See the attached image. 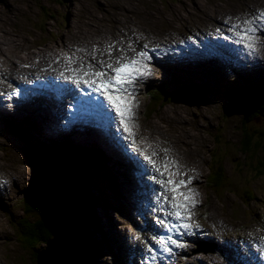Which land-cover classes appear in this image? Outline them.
Wrapping results in <instances>:
<instances>
[{
	"label": "rangeland",
	"instance_id": "rangeland-1",
	"mask_svg": "<svg viewBox=\"0 0 264 264\" xmlns=\"http://www.w3.org/2000/svg\"><path fill=\"white\" fill-rule=\"evenodd\" d=\"M238 5H241L240 9L243 8L240 12L237 11ZM254 5L264 7V0H0V48L3 47V53H0V75L4 70L14 71L13 67L18 69L15 66L19 57L20 59L28 57L30 65H27L26 69H21L26 72V75H32L31 73L45 67L60 68L49 63L62 60L67 67L71 65L67 70L72 77L77 75L78 78L85 79L89 75H85V71L81 74L83 70L76 71L74 62L65 54L60 55L62 50L74 48L80 51L78 59L87 61L88 73L103 70L107 72L109 68L104 62L114 67L117 61L141 59L137 54L146 52L147 59L143 62L147 65L149 75L137 77L131 87L134 94L132 103L135 109L133 108L134 116L130 127L137 141L132 137L129 142L135 143V148L142 156L149 155L151 161L155 162L154 165L146 160L149 167L152 166L150 167L152 169H149L153 173L150 170L147 172L157 180L161 177L156 169L160 167L163 170L162 165L165 160L175 161L179 165L178 170L186 174L181 177H192L189 187L197 194L195 196L197 204L192 209V223L197 219L205 226H211L216 230L217 238L224 236L225 233L239 234V232L248 231L235 240L246 246L249 244V238H257L262 232L261 229H264V174L258 176L253 167L252 175L251 165L242 157L243 154L240 153L237 144L242 133L239 114L233 108L225 111L227 106L225 107L224 104L227 101L224 86L235 84L233 81L235 79L231 78L235 72L227 66V53L221 51L223 56L221 55L220 59L222 57L223 59L219 68L212 69L213 63L216 62L213 54L218 49L214 43V50H209L207 48L209 44L196 30L206 27L219 13L237 14L239 18H242L247 15L244 12ZM260 38L264 40L263 37ZM256 45L259 56L253 58L252 64L257 73L253 74L252 78L242 73V76L252 82L260 81L257 77L264 67V44L256 41ZM123 48L130 51L123 53ZM10 59L15 60V66ZM171 60L173 63H168ZM6 82L9 81L2 80L3 85ZM192 82L195 83L191 84ZM160 86L164 87L161 94L156 92ZM150 92L153 93L151 99ZM17 112L24 113V111ZM29 117L21 118L26 119V123L16 118L12 124L4 128L0 121V173L8 184L6 194L0 198V264L33 262L30 252L16 244L14 220L23 214L21 197L29 190L32 175L38 174L47 180L45 196L51 194L53 190L49 178L54 177L55 171L45 161L52 156L50 155L52 147L57 146V143L53 141H60L64 137L72 140L73 145L93 144L89 141L91 137L86 138L84 134V140H79L80 135L59 134L60 130H56L57 126H51L47 118L45 122L49 129L43 130L37 124L35 116ZM116 120L120 125L118 116ZM245 125L257 134H261L257 132L259 130L264 134V117L249 120ZM26 126L34 133L31 142L30 132ZM117 129L115 128L119 133L120 130L124 132L122 126ZM125 134L128 135L126 132L121 135ZM100 135L103 134L100 133ZM254 138L264 141V135L261 138L254 135ZM51 139L53 141L50 143ZM92 139L97 138L92 137ZM116 139L120 140L119 146L125 140L122 136ZM122 147L127 149V144H123ZM73 149L77 150L74 146ZM100 149L108 152L107 171L114 168L115 174L112 171L111 175L106 174L107 171L99 173L98 176L104 178L102 181L106 185L103 192L94 188L95 185L89 188L96 198L94 214L98 223L91 230V236L98 244H100V237L105 236L104 241L106 237L111 241L116 232L113 231L115 228L122 231L126 227L125 216L118 209L119 202L110 197L108 186L112 179H115V187L125 195L130 181V178L120 170L123 168L118 169L116 166L123 163L116 158L121 154L113 147ZM252 150L253 147L250 145L249 151L252 152ZM214 161L216 164L221 163L225 174L236 182L234 187L225 188L219 192L220 194L214 190L206 178L210 167L211 171L214 169ZM63 163L61 172L68 176L80 175V167H77L80 163L74 164L68 160H64ZM130 164L133 169L139 170L135 167L136 161H131ZM170 170L177 171L175 167ZM163 178L167 179V176ZM242 181L250 182L248 186L250 192L253 193L254 189L255 198L246 200L243 195ZM71 208L74 209V214L71 209L69 211L70 225L67 226L70 230L75 217L76 224L77 218H80L82 213V209L77 208L78 212L75 216L74 199ZM51 209L54 210L55 217L61 220L62 214L58 213L53 205ZM48 210L50 211L49 207ZM107 212H109L108 215ZM42 214H44V207L41 205L34 215ZM53 214L50 218L59 222ZM73 231H77V228L71 232L65 231L66 233L54 232L52 239H62L59 242L65 244H69V241L64 239H76L77 244L75 241L70 243L73 249L78 245L79 253L80 249L83 251V244L79 243L80 239ZM228 236L227 246L218 249L217 254L212 252L218 264L219 261L228 264L226 252L235 242L230 234ZM223 239L226 240V237L224 236ZM47 247V243L40 244L38 250L45 252L51 248ZM195 247L199 249V245ZM101 250L103 252L94 256L93 261L86 259L84 263L121 264L120 249H115L114 246L118 257H115L112 251H107L106 247H101ZM193 252V248L186 252L187 260L184 264H189L188 257L199 264L197 262L199 259ZM73 253H76V248ZM201 255L200 262L214 261L207 253ZM41 257L44 260L43 252ZM72 264H75L73 254Z\"/></svg>",
	"mask_w": 264,
	"mask_h": 264
},
{
	"label": "trees",
	"instance_id": "trees-1",
	"mask_svg": "<svg viewBox=\"0 0 264 264\" xmlns=\"http://www.w3.org/2000/svg\"><path fill=\"white\" fill-rule=\"evenodd\" d=\"M233 81L235 82L234 85L229 86V84H225L224 86L225 98L227 101V103L224 104L225 107L227 106L225 111H230V109L233 108L239 114L240 123L242 125V133L239 141H237V144L239 145L240 153L243 154L242 157H244L248 161V164L251 165V172L254 167L257 175L259 176L264 174V141L254 138V135L261 138L264 134L261 130H256L261 134H257L253 130H249L245 124H247V121L249 120L264 117V81L258 84L247 82V80L242 81L235 79ZM163 89L164 87L160 86L156 89V92L161 94ZM250 145L253 147L252 152L249 151ZM70 147L72 146L63 147V150H60L62 148L58 147L57 151L52 152V156L46 158L45 161L55 171V176L69 178L71 188L74 192V204H76L75 214L78 212L77 208L79 210L82 209L80 218H77L76 224L75 220V226L72 230L77 228V231L73 232L77 233L80 239L79 243L83 244V251L85 252L83 255V251L80 249L78 258L79 264H85L84 260H92L94 256L100 253L101 250L98 242L91 236V230H93L98 223L96 220L97 217L94 214V201L96 199L94 195L91 194L89 188L92 185H95L96 187H94L100 192L104 191L102 178L98 175L99 173L102 174L104 171H107L106 161L104 153L94 147H81L78 148L76 152ZM64 160H68L73 163H80L82 166L80 172L81 176H72L71 174L68 176L64 172H61V170H63L62 167H64ZM241 162L243 164V161ZM213 164L214 169L211 171L210 167V173H208L207 181L210 182L214 190L220 194L219 192L225 188L234 187V183H236L235 180H232V178L225 174L221 163L216 164L214 161ZM109 172L110 171H107L106 174H109ZM44 181V176H40L38 174L31 177L29 181V190L25 195H23V197H21L23 214L14 220L16 244L25 248V251L28 250L30 252L32 256L31 259H33V262L31 261L30 264H43V262L44 264H53V261L50 259V254L48 253L44 255V260H40V256L44 251L40 252V250H38V246L45 243H47L48 246L50 241H62V239H52L54 232L62 233L70 230V228L67 229L63 225L61 226L56 220L50 218V215L53 214L54 210H48V204L45 197L42 195L41 186ZM244 182L245 181H242V186L243 195L246 197V200L255 198L256 195L254 189L251 188L253 189L252 193L250 192V187L248 186L250 182ZM250 185L252 186L253 183ZM238 196L241 195L238 194ZM41 205L44 207V214L41 216H35L34 213L40 209ZM57 220L60 221L59 219ZM54 221H56V223H54ZM64 240L73 242L76 239ZM75 242L77 244V240ZM77 247L78 245H76V248Z\"/></svg>",
	"mask_w": 264,
	"mask_h": 264
},
{
	"label": "snow or ice",
	"instance_id": "snow-or-ice-1",
	"mask_svg": "<svg viewBox=\"0 0 264 264\" xmlns=\"http://www.w3.org/2000/svg\"><path fill=\"white\" fill-rule=\"evenodd\" d=\"M264 20V12H260L254 20H245V28L236 32V36L239 37L238 43H244L245 47L249 50H255V32L256 27H254L255 21ZM239 28V25H233V30ZM137 56L141 59L133 58L128 62L120 63L118 67L113 68L111 64H108L106 67L111 69L113 75L108 76V73L105 71H97L90 73L95 78L91 81H84L85 84H90L93 87L95 92L101 93L108 103L115 110L117 116L120 120V125L123 127L124 132L128 133L130 137H134V133L130 127L133 122V108L134 105L132 100L134 94L131 90V85L137 79V77L149 75L147 65L143 62L144 59H147L146 52H140ZM89 73H86V75ZM103 77H108L103 79ZM144 158L149 160L155 165L154 161H151L150 157L145 154ZM163 170L160 167H157V171L160 173L161 179L158 180V183L163 188V193H171V199L169 200L167 196H164L163 203L170 204V208L167 211V214L174 218L176 223L167 224L165 221H161L162 224H165L166 228L170 230L181 229L187 233L192 225L187 221L193 215L192 209L196 207L197 201L195 196L197 195L194 190L189 187L192 183V177L187 179H177L179 176L186 175L185 173L180 172L179 165L175 161L165 160L163 162ZM175 167L177 171H171L170 169ZM167 176V179L163 177ZM186 189V191H185ZM264 240V237L261 238ZM158 243L163 246V250L171 251L166 246V242L163 239H160ZM167 243L172 245L180 246L177 244V241L168 238ZM151 251V249H149Z\"/></svg>",
	"mask_w": 264,
	"mask_h": 264
},
{
	"label": "bare ground",
	"instance_id": "bare-ground-1",
	"mask_svg": "<svg viewBox=\"0 0 264 264\" xmlns=\"http://www.w3.org/2000/svg\"><path fill=\"white\" fill-rule=\"evenodd\" d=\"M133 38V37H132ZM71 46V45H70ZM73 47V46H72ZM74 49V48H73ZM3 47L0 48V53H3ZM95 51V50H94ZM121 51V50H120ZM130 50H126L123 48V53H128ZM95 53V52H94ZM42 54L44 55V52H42ZM50 54V53H49ZM101 54V53H100ZM80 55V54H79ZM97 55V54H96ZM127 55V54H126ZM125 55V56H126ZM6 56V54H5ZM79 57V56H78ZM98 57V56H97ZM28 58V57H27ZM49 58V57H47ZM99 58V57H98ZM107 58V57H106ZM113 58V57H112ZM1 59V58H0ZM114 59V58H113ZM4 60V59H3ZM8 60V58H7ZM11 60V59H10ZM45 60V59H44ZM48 60V59H47ZM89 60V59H88ZM91 60V59H90ZM49 61V60H48ZM58 61V60H57ZM97 61V59H96ZM95 61V62H96ZM108 61V60H107ZM115 61V60H114ZM8 62V61H7ZM13 66H15V60H11L10 61ZM100 62H102L100 60ZM105 65L107 66L109 63L107 62H104ZM9 64V63H8ZM98 64H99V61H98ZM103 64V63H101ZM30 65V64H28ZM96 65V64H95ZM93 65V66H95ZM100 65V64H99ZM71 66V65H70ZM68 66V67H70ZM104 66V64H103ZM16 67V66H15ZM51 67V66H50ZM60 67V66H59ZM67 67V68H68ZM75 67V66H74ZM105 67V66H104ZM72 68V67H71ZM88 68V66H87ZM34 69V68H33ZM54 69V68H53ZM74 69V68H73ZM90 69V68H89ZM98 69V68H96ZM102 69V68H101ZM68 71V70H67ZM71 71V70H70ZM77 71V70H76ZM81 71V70H80ZM78 71V72H80ZM94 71V70H93ZM9 72V71H8ZM14 72V71H13ZM63 72V71H62ZM82 72L84 71H81L80 73L82 74ZM95 72V71H94ZM69 73V72H68ZM75 73V72H73ZM79 73V75H80ZM85 73V72H84ZM33 74V73H31ZM71 75V74H70ZM74 75V74H73ZM76 75V74H75ZM86 75V74H85ZM88 75V74H87ZM77 77V75L75 76ZM82 77V76H81ZM87 78V77H86ZM3 85V84H2ZM20 112H23V106H20ZM27 108V107H26ZM4 109L3 107H0V110ZM135 109V108H134ZM47 110V108H46ZM48 111V110H47ZM0 118H1V113H0ZM48 122L50 123L51 126L55 127L57 126L56 130H60V132H58L59 134H62V135H65L66 133H70V134H75V135H79V133L77 131H70V132H67L65 131L64 129L58 127L57 125V120L55 119H47ZM114 122L117 126H119L118 122L116 121V119H114ZM150 126V125H149ZM121 127V126H119ZM118 130V129H117ZM134 133V132H133ZM71 136V135H70ZM103 145V144H102ZM127 152H129L130 155H133V153L129 150H127ZM146 153V152H145ZM154 155V154H153ZM160 155V154H159ZM135 156H136V161L138 162V164L144 168L146 171L147 170H150L152 168V166L149 167V163L147 164L144 156L140 155L138 153V151L135 152ZM149 156V155H148ZM152 157V156H151ZM154 158V156H153ZM157 159V158H156ZM150 168V169H149ZM154 169V168H153ZM155 171V170H154ZM158 175V174H157ZM156 175V176H157ZM45 178V177H44ZM155 178V177H154ZM48 179V178H46ZM51 180H49L52 185H53V190L51 192V194L49 193L48 195L45 196V193H46V189H47V180H45L41 186V192H42V195L45 197V200L48 204V207L49 209L51 210V206L53 205L55 208H56V211L58 213H61L62 214V218L61 220L58 222L61 226L63 225L65 228H67L68 225H70V221L71 220V213L69 211H71L72 209V212L74 214V209L71 208V204L73 203V197H74V192H73V189L71 188V185H70V180L69 178H65V179H62V177H57L54 175L53 178H49ZM157 179V178H156ZM161 179V178H160ZM15 181V180H14ZM48 181V182H49ZM68 187V188H67ZM117 188V187H116ZM118 190V189H117ZM8 191V190H7ZM45 192V193H44ZM70 207V209H69ZM49 214V213H48ZM76 215V214H75ZM53 216L55 217V215L53 214ZM64 217L66 219H64ZM55 219H57L55 217ZM75 221V219H74ZM74 227V222L72 224V228ZM72 230H69V232H71ZM68 232V231H67ZM66 233V232H65ZM76 241V240H75ZM48 247H51L49 249H47V252H43V255H45L46 253L50 254V259L53 261V264H72V254H73V263L76 264V259H78L77 257V254H78V247L76 248L74 246V249H73V246L71 245V243L69 242V244H65V243H61V242H56V241H50V243L48 244ZM75 248H76V253H73L75 252ZM40 260H42V257L40 256Z\"/></svg>",
	"mask_w": 264,
	"mask_h": 264
},
{
	"label": "water",
	"instance_id": "water-1",
	"mask_svg": "<svg viewBox=\"0 0 264 264\" xmlns=\"http://www.w3.org/2000/svg\"><path fill=\"white\" fill-rule=\"evenodd\" d=\"M50 224V223H49ZM78 256H79V253H78ZM77 264H79V259H77Z\"/></svg>",
	"mask_w": 264,
	"mask_h": 264
}]
</instances>
